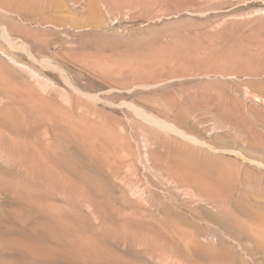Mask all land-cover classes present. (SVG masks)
<instances>
[{"label":"rangeland","instance_id":"obj_1","mask_svg":"<svg viewBox=\"0 0 264 264\" xmlns=\"http://www.w3.org/2000/svg\"><path fill=\"white\" fill-rule=\"evenodd\" d=\"M49 14L65 33L51 28L63 45L48 53L0 26V264H257L251 228L179 198L155 155L186 144L224 157L264 206V0Z\"/></svg>","mask_w":264,"mask_h":264},{"label":"bare ground","instance_id":"obj_2","mask_svg":"<svg viewBox=\"0 0 264 264\" xmlns=\"http://www.w3.org/2000/svg\"><path fill=\"white\" fill-rule=\"evenodd\" d=\"M81 1L0 0V13H2L0 14V20L4 23V25H0L2 32L3 34H7V37L20 36L22 38L18 41L20 44L39 53L50 52L54 44L62 49L59 44L61 42H57L55 37H53L51 28L65 33V24L53 18L49 12L61 2H66L71 7L77 8ZM89 3L91 4V0H89ZM27 21H29V26L26 23ZM44 61L51 63V60L48 58L44 59ZM254 100L264 102V98L257 96L254 97ZM151 121L158 123V121ZM160 123L163 126H169L173 130H177L175 127L177 125L174 126L166 120L160 121ZM210 127L212 126L205 125L203 128L204 130H210ZM181 135L188 140L196 141V138L193 139L182 133ZM244 135L245 133L243 132L238 135V138L244 137ZM160 160H162V163H160ZM155 161L156 165L164 167V173L172 180L171 184L174 187L173 189L176 190L175 192L178 193V197L187 201L191 207H194V204L202 203L210 206L217 212L243 220L252 230L246 233V238L251 243V251L261 253L257 264H264V206L257 202L255 203V201L249 199V197L243 195L235 188L234 181L229 177L231 172L226 165V158L184 144L179 147H168L165 149L164 154L156 153ZM257 162L260 165H264L261 161ZM247 170L245 169L244 171ZM262 181L264 182V180Z\"/></svg>","mask_w":264,"mask_h":264}]
</instances>
